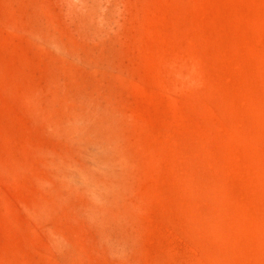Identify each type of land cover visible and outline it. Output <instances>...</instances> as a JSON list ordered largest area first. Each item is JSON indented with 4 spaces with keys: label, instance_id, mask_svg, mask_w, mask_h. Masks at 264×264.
Instances as JSON below:
<instances>
[{
    "label": "rangeland",
    "instance_id": "rangeland-1",
    "mask_svg": "<svg viewBox=\"0 0 264 264\" xmlns=\"http://www.w3.org/2000/svg\"><path fill=\"white\" fill-rule=\"evenodd\" d=\"M0 264H264V0H0Z\"/></svg>",
    "mask_w": 264,
    "mask_h": 264
}]
</instances>
